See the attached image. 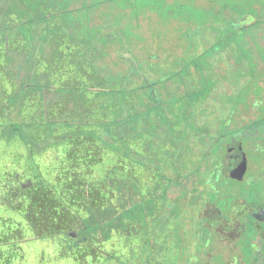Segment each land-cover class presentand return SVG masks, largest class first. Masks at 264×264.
<instances>
[{
  "label": "trees",
  "instance_id": "trees-1",
  "mask_svg": "<svg viewBox=\"0 0 264 264\" xmlns=\"http://www.w3.org/2000/svg\"><path fill=\"white\" fill-rule=\"evenodd\" d=\"M182 7L169 5L163 18L190 26ZM66 14H59L60 22L46 13L24 20L11 14L17 22L8 33L25 29L34 39L23 54L13 49L20 44L15 35H8L6 47V22L0 24V264H178L169 253L179 255L175 242L183 244L185 235L210 248L217 238H230L225 232L241 233L231 210L238 200L246 206L243 199L251 195L244 176L256 146L248 133L254 121L230 128L237 114L214 112L219 96L231 95L234 107L250 94L248 107L264 102V55L258 65L251 53L255 62L236 74L237 85L229 74L237 69H224L230 93L210 91L208 97L202 82L217 87V69L209 79L207 65L199 62L198 81L191 83L188 74L189 87L182 90L173 74L185 62L183 53L161 62L140 59L124 30L103 34L98 26L87 36L81 34L83 16ZM255 17L244 29L257 35L264 17ZM211 24L197 28L213 30ZM186 26L181 35L190 38L193 30ZM111 44L119 45L114 60L106 52ZM231 140L245 142V162L223 148ZM240 216L247 218L244 211ZM248 247L241 254L249 256ZM188 258L198 263L196 256Z\"/></svg>",
  "mask_w": 264,
  "mask_h": 264
},
{
  "label": "rangeland",
  "instance_id": "rangeland-1",
  "mask_svg": "<svg viewBox=\"0 0 264 264\" xmlns=\"http://www.w3.org/2000/svg\"><path fill=\"white\" fill-rule=\"evenodd\" d=\"M24 1L26 6L22 5ZM69 1L70 0L9 1L6 4L7 9L4 12L5 16L2 15V10L0 11V24H4L6 21L17 22L16 19L11 20L13 18L11 17V14H22V16L19 15L21 20H24L27 16H29V18L38 16L40 18L43 14H45L49 7L57 5L60 8L62 4H69ZM161 1H163L162 4H160ZM176 1L183 3V7L180 10L181 13L187 12L191 15L189 20L191 24L190 31H193H191L188 35L190 38H184V36L181 35V33H186L188 30L186 25L189 26V24H186V27L184 24V27H179L182 26L181 23L177 24L175 23V20L169 21L168 19L163 18V14L165 13L164 11L167 10L169 5L174 4ZM193 1L195 2L190 3V0H111L107 2L106 0H103L97 4V0H76L73 7L78 8L79 6L82 7L84 5L85 9L76 11L71 15L72 17L79 15L83 16L81 19L84 20V24H82L81 34H85L87 36L97 34L96 27L98 26L104 27L103 34L114 35L118 32L119 28L124 30L125 37L127 39L130 38L128 43L130 44L129 48L132 50V54L140 59H146L149 56H156L157 58H151L150 60L154 62H161L162 59L170 57L171 55L181 57V53H183L182 58L185 62L178 64V73L173 74V77H176L175 80L178 78L179 81H177L179 83L182 82L180 84L182 90L189 87V85L186 84L185 88L184 83L185 77L188 74H190V80L193 78L191 83L194 85L196 84L198 80L194 78L193 75H195V73L198 75V72H200L198 64L203 61V64L207 65L204 67L205 70L209 71V79L212 78V70L215 71V69H217L214 72L215 80L221 79L220 82L218 81L219 83L217 84V87H212V84L208 87L207 83L204 81L202 82L201 87L207 90V96L210 97L212 94L209 93L210 91H224V94L230 93V90H228V85L230 83L229 77L227 78L226 75L223 78V74L228 73L224 71V69H237V71L233 70L229 73L233 79L232 82L237 85L238 79L236 78V74L243 71L247 72L249 63L255 62L253 61L251 53H253L256 57L258 65H261L259 58H263L262 56L264 55V27L257 35L255 32L249 33V30L244 28L246 27V24L252 20V17L255 18L257 15L259 18L264 17V10L262 11L261 9L259 10L256 8V6L259 7L260 4H263L264 0H214V2L212 0ZM88 4H90V6L87 8L86 5ZM40 6L42 9H40L39 12H36ZM61 9L64 10L65 7H61ZM222 10L224 11L222 12ZM207 12L212 13L211 17L207 15ZM112 15H115L113 20L111 22L107 21L108 17H111ZM210 21H212L211 25L213 26V30H211V27L209 30L197 28L201 27L206 22L210 23ZM42 22L43 21L40 23ZM238 22L241 23L238 24ZM31 25V28H33L34 24ZM262 25L264 26V24ZM115 28H117V30H113ZM207 28H209V26H207ZM1 29L2 28L0 27V30ZM8 35L10 37L13 35L16 37H22L20 44L17 47L18 49L24 44H26L28 48V45L32 43L29 40L31 34L27 33L25 29L21 30L20 28H13ZM137 36L141 40H138ZM221 37H224L222 42ZM204 38H207L206 42L203 41ZM32 39L33 36H31V40ZM259 39H262V42H260ZM117 43L119 44L120 41L118 40ZM206 48H213L214 51L210 50L207 52L206 56L203 55L201 56L202 58H200L198 53L204 51ZM117 49H119V45L117 44H111L106 49L108 56L113 60L116 58ZM27 51H30V49L28 48ZM37 51L38 52L36 53L39 54V51L41 50L38 49ZM122 54L125 56L129 55L127 52H122ZM217 54L221 55L223 61H221L219 56L217 57ZM28 59L32 60L30 54H28ZM191 59V62H195L197 66L190 65L189 61ZM199 59L200 61H198ZM28 64L29 63L26 64L22 61V66H28ZM165 64V69L172 67L171 65H167L168 63ZM221 81L225 82L224 87L221 85ZM257 83L261 85L260 81H257ZM254 85H256V82H254ZM230 97L231 95L217 97V103L219 104L215 107L214 115L218 117L221 114H227V111L236 113L237 115L234 118V126L230 124V128L244 127L251 121H254L252 126L253 128L248 130V133L250 135H254L253 139L255 140L252 142L251 140L253 139L249 138V141L251 144L255 143L256 146L255 149L250 147V152L253 157L246 162L247 168L246 175L244 176L246 190L251 191V195L246 198L243 195L242 196L244 197L243 200L247 206L264 208V135H262L264 134V120H260V118L264 116V102H260L258 104L256 103L259 105L257 108L248 107V105L251 104V101L248 99V102L247 98L253 97L250 94L245 99L243 97L237 98V103L234 107L233 103L229 104ZM260 98L264 99L263 96ZM210 99H214V97ZM233 107L234 111H231ZM221 117L222 116H220V118ZM218 121L221 122V119H218ZM255 128L257 129L255 130ZM228 139H230V137ZM225 140H227V138H225ZM239 142L243 143V141ZM258 145H260L262 150L259 151L261 154L256 155L254 151L259 148ZM224 147L225 146H223V148ZM241 148H243L244 152H246L248 147H246L245 142L242 144ZM235 199L236 198L232 199L234 200L233 202H236ZM236 203L240 206L238 207L236 204H233L232 207L235 209L231 211L238 219V222L240 221L239 230L241 233L236 235L233 234L232 231L225 232L224 234L230 238L228 237L229 239L222 241H220V238H217L211 244L210 248L206 246L204 247L202 244H197L195 242L197 239L195 240L194 237L192 238L190 235H185L187 240H185L183 244L180 245L178 242H175V244L178 245L177 250L179 255L176 254V252H171L169 253V257H172L174 261L176 260V262L180 258L178 264H239V261L234 263L233 259L237 258L239 260L240 257L242 258V264H264L262 256L264 255V224L258 225L255 218L256 212H250L251 214L248 215L247 218L241 217L240 215L243 211L240 207L244 206V203L241 200H238ZM237 207L240 211H238ZM250 211L253 210L250 209ZM236 223L235 219L234 224ZM184 224V231H186L187 234L191 230L190 224L186 221ZM251 239H255V242L253 241L254 243H251ZM237 242H243V247L247 244L249 245L247 248V254L249 256L241 254L240 248H242V246L239 245L238 247L236 245ZM173 247L176 246L173 245ZM181 252L184 257L180 255ZM191 256H196L198 258V263L195 259L188 258ZM246 258H250V260H247Z\"/></svg>",
  "mask_w": 264,
  "mask_h": 264
},
{
  "label": "flooded vegetation",
  "instance_id": "flooded-vegetation-1",
  "mask_svg": "<svg viewBox=\"0 0 264 264\" xmlns=\"http://www.w3.org/2000/svg\"><path fill=\"white\" fill-rule=\"evenodd\" d=\"M9 1H17V0H0V11L2 10V12H5V8L7 7L6 6V4H7V2H9ZM76 1V0H75ZM74 0H70L69 1V4H62L61 6H60V8L57 6V5H54V6H52V7H49L48 8V12L46 11L45 13L47 14L46 15V18H48V17H50L51 19L53 18V17H56V19H57V22H60V20H59V14L60 13H68L69 14V16H71L72 17V13H74V11H77V10H79V9H81V6H79L78 8H74L73 6H74V2H75ZM101 1H103V0H97V4L99 3V2H101ZM187 1H189V0H187ZM184 2V1H183ZM195 2V1H194ZM214 2V1H213ZM6 6V7H5ZM87 6V8L90 6V4H88V5H86ZM61 7H65V9L64 10H62L61 9ZM82 7H84V5L82 6ZM40 9H42V7L40 6L39 7V9H37L36 10V12L38 11H40ZM11 17H13L11 20H15L16 19V17L15 16H13V15H11ZM75 18H78V16H76V17H72V19H75ZM54 23V22H53ZM241 23V22H240ZM12 26H16V24H14V22H10V21H6V24L5 25H3L2 27H3V29L5 30L4 31V37L6 38V42H5V44H6V47H7V40H8V31H7V29H9L10 27H12ZM19 26V25H18ZM0 27H1V25H0ZM19 38H22V37H19ZM18 38V42H20V40L21 39H19ZM18 45H19V43L17 44V46H16V48H13V49H17V50H19L18 52L19 53H25V47L24 46H22L21 48H17L18 47ZM60 45H61V47H63V43L60 41ZM237 142V143H240L239 141H236V140H231L229 143H227L226 145H225V148H226V150H227V147L230 145V144H232L233 142ZM241 144V146H242V143H240ZM242 151H243V153L245 154V152H244V150H243V148H242ZM230 155V157L232 158V159H235V160H240L237 156H232L231 154H229ZM241 161V160H240ZM235 163V162H234ZM242 205V204H241ZM247 206V205H246ZM245 205L244 206H241L242 207V211H244V213L248 216V215H250L251 213H255L256 212V222L258 223V225H262V224H264V208H261V207H257V208H255V207H250V206H247L246 207ZM250 209H252L253 211H250ZM256 209V210H255ZM251 212V213H250ZM254 216H255V214H254ZM263 256V259H264V255H262Z\"/></svg>",
  "mask_w": 264,
  "mask_h": 264
},
{
  "label": "water",
  "instance_id": "water-1",
  "mask_svg": "<svg viewBox=\"0 0 264 264\" xmlns=\"http://www.w3.org/2000/svg\"><path fill=\"white\" fill-rule=\"evenodd\" d=\"M227 152L232 156H237L240 160L245 162V154L242 151L241 144L237 142H233L227 147Z\"/></svg>",
  "mask_w": 264,
  "mask_h": 264
},
{
  "label": "crops",
  "instance_id": "crops-1",
  "mask_svg": "<svg viewBox=\"0 0 264 264\" xmlns=\"http://www.w3.org/2000/svg\"><path fill=\"white\" fill-rule=\"evenodd\" d=\"M260 7V8H259ZM259 7L258 6H256V8H258L259 10L261 9L262 11L264 10V3L263 4H260L259 5ZM260 12V11H259ZM264 16V15H263ZM257 17H258V15H257ZM259 18V17H258ZM259 19H261V18H259ZM256 21V17L255 18H253L252 17V20L249 22V23H247L246 24V27H248L251 23H254Z\"/></svg>",
  "mask_w": 264,
  "mask_h": 264
}]
</instances>
